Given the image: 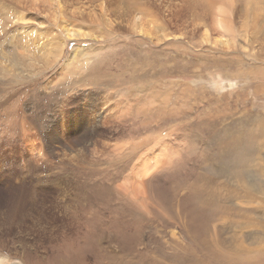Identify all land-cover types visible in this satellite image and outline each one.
<instances>
[{"label":"rangeland","instance_id":"obj_1","mask_svg":"<svg viewBox=\"0 0 264 264\" xmlns=\"http://www.w3.org/2000/svg\"><path fill=\"white\" fill-rule=\"evenodd\" d=\"M224 132L245 172H216ZM263 245L264 0H0V264Z\"/></svg>","mask_w":264,"mask_h":264},{"label":"bare ground","instance_id":"obj_2","mask_svg":"<svg viewBox=\"0 0 264 264\" xmlns=\"http://www.w3.org/2000/svg\"><path fill=\"white\" fill-rule=\"evenodd\" d=\"M63 32H64V35L66 37H69V38H80V37H83L85 35L84 33H82V31L77 30L75 28L64 29ZM223 137H224V139H223ZM219 138L223 139V141H221V145L217 148L216 153L212 155L213 158L210 155V157L212 158L211 162L213 163V165L217 169L216 172L222 173V171L226 170V169H228V170L231 169L230 170L231 172H234V171L245 172L247 168L249 169L250 168L249 167L250 162L248 161L249 155L243 153L241 145L239 144L240 142H237L234 140H230V141L226 140L227 137L225 136V132H224L223 136L220 135ZM227 154H228V158L231 157L229 159H232V157H235V160L232 159V162L229 161V163L225 162V160H223V159H225V157L223 158V156L227 155ZM200 182H201V180L199 179V181L196 183L197 187L194 185V188H193L194 191H196L195 196H194L196 203H201V200H203V198L199 196V195H203V191H204L203 190L204 187L203 188L201 187L202 184H200ZM205 192H207L206 189H205ZM199 232L206 233L205 228L201 227ZM239 251H242V250L241 249L237 250V252H239ZM263 253H264V245L260 246L257 249V254L259 256L262 255Z\"/></svg>","mask_w":264,"mask_h":264}]
</instances>
